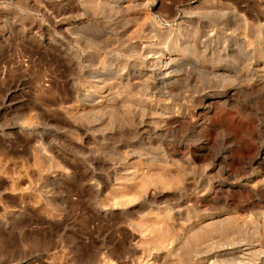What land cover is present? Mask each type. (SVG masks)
<instances>
[{"label": "rangeland", "instance_id": "1", "mask_svg": "<svg viewBox=\"0 0 264 264\" xmlns=\"http://www.w3.org/2000/svg\"><path fill=\"white\" fill-rule=\"evenodd\" d=\"M0 33V264H264V0H0Z\"/></svg>", "mask_w": 264, "mask_h": 264}, {"label": "built area", "instance_id": "2", "mask_svg": "<svg viewBox=\"0 0 264 264\" xmlns=\"http://www.w3.org/2000/svg\"><path fill=\"white\" fill-rule=\"evenodd\" d=\"M0 35H1V33H0ZM25 58H21L20 60H19V64H20V66H26V63H25ZM6 66L4 65V64H1L0 65V78H2L3 76H4V73H5V71H6V68H5ZM8 68H9V66H8Z\"/></svg>", "mask_w": 264, "mask_h": 264}, {"label": "bare ground", "instance_id": "3", "mask_svg": "<svg viewBox=\"0 0 264 264\" xmlns=\"http://www.w3.org/2000/svg\"><path fill=\"white\" fill-rule=\"evenodd\" d=\"M120 5V4H119ZM5 18H6V16H5ZM11 18V17H10ZM10 18H9V20H10ZM8 19V18H7ZM235 75V74H234ZM181 84V83H180Z\"/></svg>", "mask_w": 264, "mask_h": 264}]
</instances>
